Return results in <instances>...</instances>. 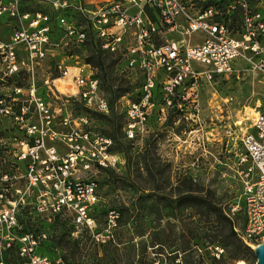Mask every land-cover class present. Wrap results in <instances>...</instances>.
Wrapping results in <instances>:
<instances>
[{"label": "built area", "instance_id": "built-area-1", "mask_svg": "<svg viewBox=\"0 0 264 264\" xmlns=\"http://www.w3.org/2000/svg\"><path fill=\"white\" fill-rule=\"evenodd\" d=\"M188 1L0 0V18L11 23L9 40L0 41V86L11 81L9 92L0 94V133L12 135L9 148L0 139V242L6 247L15 239L10 232L19 225L20 210L46 219L65 217L72 226L91 232V210L97 203L92 175L124 163L111 150L112 141L92 130L86 114L56 112L43 100L35 72L54 48H63V60L53 61L58 75L52 82L66 83L71 91L66 95L53 85L55 92L75 99L87 111L106 114L108 101L92 67L65 49L91 42L117 58L119 73L127 78L137 75V87L117 100L121 133L130 142L142 141L156 106L195 122L201 83L231 75L239 61L253 60L264 98V16L245 0H237L240 20L238 31L232 33L215 19L218 9H193ZM29 4L46 12L25 9ZM171 34L178 39L168 38ZM193 34L201 37L190 44ZM66 58L74 59L68 65ZM160 73L164 77L158 81ZM155 80L160 89L154 96ZM43 83V90L52 92L47 81ZM246 119L243 128L240 120L233 123V144L224 149L227 159L231 156L224 165L238 192L223 214L236 238L253 249L264 240V110L254 108ZM116 219L117 214L109 212L107 226L113 227ZM21 240L30 251L32 237ZM213 251L216 258L221 253L219 247Z\"/></svg>", "mask_w": 264, "mask_h": 264}, {"label": "rangeland", "instance_id": "rangeland-1", "mask_svg": "<svg viewBox=\"0 0 264 264\" xmlns=\"http://www.w3.org/2000/svg\"><path fill=\"white\" fill-rule=\"evenodd\" d=\"M236 1L189 0L187 3L197 10L215 4L221 12L227 13ZM245 1L252 10L264 14V0ZM32 6L29 4L25 9ZM5 20V17L0 18V37ZM196 38V35L189 37L190 40ZM54 49L52 56L39 62L35 85L43 100L56 112L64 109L72 116L82 114L84 110L79 102L58 95L53 88L52 80L58 75L53 61L63 60V48ZM65 52L78 54L80 60L89 54L87 47L83 51L68 47ZM66 59L65 64L69 65L74 58ZM252 61H239L231 75L215 78L210 84L201 83L199 115L195 122L183 119L179 113L161 112L156 106L142 141L130 142L121 138L122 116L115 99L117 87L128 81L135 84L137 75L131 73L129 79L110 64L109 58H102L101 69L97 66L92 69L108 99V112L86 115L91 120L92 130L110 136L114 150L121 151L125 161L112 171L92 175L98 181L97 203L91 215L95 227L91 232L74 227L65 217H61L66 222L64 225L53 224L51 218L27 215L20 210L19 225L10 232L14 241L9 247L0 242V264H254V256L246 260L229 259L223 243L218 238L212 241L217 228H227L225 222L216 223L211 213L196 214L192 208H178L176 204L177 194L188 186L201 191L199 194L220 210L236 198L238 187L224 165L230 163L231 156L227 154V159L224 149H230L233 144L235 121L240 120L243 128L248 125L246 118L254 108L264 110L261 75L253 68ZM163 77L160 73L158 81ZM45 81V86L53 93L46 88L43 90L41 86ZM158 81H154V96L157 88L160 89ZM10 83L4 80L0 94L9 92ZM17 84L24 82L17 80ZM61 86L66 95L71 92L66 83ZM9 137L12 135L0 133V139L8 148ZM111 211L117 214V219L109 228L107 216ZM24 220L29 223L27 226L20 223ZM25 236L33 239L30 251H27L29 245L21 240ZM213 246L221 249L217 258ZM60 256L67 258L66 263L60 261Z\"/></svg>", "mask_w": 264, "mask_h": 264}, {"label": "trees", "instance_id": "trees-1", "mask_svg": "<svg viewBox=\"0 0 264 264\" xmlns=\"http://www.w3.org/2000/svg\"><path fill=\"white\" fill-rule=\"evenodd\" d=\"M27 6L29 7V5H27ZM209 6L214 7V8L219 10L220 15L216 16V18H215L216 20H219L220 22H223L224 24H226L227 27L232 31V33H235L236 31H238L240 13H239V9L236 5V2H235V4L232 5L233 6L232 10L230 9V6H229L230 11L227 13L221 12L220 8L218 6H216L215 4L209 5ZM209 6H207V7H209ZM24 8H26V6ZM30 10L46 12L45 8H43L42 6H39V5H34L33 8H30ZM51 28H53L52 31H54L55 26L53 24H51ZM86 47L88 48L89 54L87 56H84L83 58H81L83 63H85L91 67L97 66L101 69L102 58L107 57L110 59V64H112L113 66H116V68L118 70L117 58H114L111 55L100 52L99 49L97 48V46H95L91 42H88L85 46H83L77 50L83 51ZM76 55H78V54H76ZM94 77L97 79V77L95 75H94ZM7 81L9 82L10 80L7 79ZM99 86H100V84H99ZM136 87H137L136 82H135V84H131L129 81L126 82L124 86L119 85L117 87V91H116V99H115L116 102L121 96H123L129 92H132L133 89H135ZM100 89L103 92L101 86H100ZM103 94H104V92H103ZM105 97H106V95H105ZM106 99H107V97H106ZM107 101H108V99H107ZM108 105H109V102H108ZM83 110H84V113H82V114L96 113V112L87 111L84 108H83ZM121 126H122V120H121V124L119 125V131L121 134V138L123 139V136L121 133ZM100 135H102L106 138H109L112 141L110 136H107L104 134H100ZM112 143H113V141H112ZM111 150L113 152H116L119 155H121L125 161L124 155L121 151H115L113 146L111 147ZM101 171L102 172L103 171H112V169H104ZM94 183L96 184V188H97L98 181L94 180ZM200 192L201 191L193 190V189H191L190 186H188L186 188V190H184V192L179 193L176 196V204H177L178 208H192L196 214L200 213L201 211H204L205 213H211L214 217V219H213L214 222H216V223L225 222L227 228L225 229L224 226L217 228V232L213 236L212 241H215V239L218 238L219 241L223 243V246H225L227 248L226 252H227L229 259H231V260H246V258H248V257H253V253H252L251 249L248 248L247 246H245L244 244H242V242L240 240H238L236 238V236L234 235V233L232 232L231 223L223 214L224 208H221V210L219 208H216L214 203L210 199H208L206 196L200 195L199 194ZM95 206L96 205H94L92 207V210H91L92 216H93ZM26 219H29V218H26ZM62 219L63 218H61L59 216H55L52 218V222H53V224L64 225L66 222H65V220H62ZM20 223L24 226H27L29 224V223H27V220H24V222L21 221ZM213 247H218V246H213ZM103 255L105 256V252L103 253ZM59 259L63 263H66V261H67V258L64 256H60Z\"/></svg>", "mask_w": 264, "mask_h": 264}, {"label": "crops", "instance_id": "crops-1", "mask_svg": "<svg viewBox=\"0 0 264 264\" xmlns=\"http://www.w3.org/2000/svg\"><path fill=\"white\" fill-rule=\"evenodd\" d=\"M260 13L262 14V12H260ZM262 15L264 16V14H262ZM10 35H11V23L9 21L5 20V22L2 25L0 41L1 42H7L9 40ZM193 35H196L197 38L194 40L189 39L190 44H194V43L198 42L200 37H201L199 34H193ZM171 36H172L171 38H173V39H178L177 36L174 34H171Z\"/></svg>", "mask_w": 264, "mask_h": 264}, {"label": "water", "instance_id": "water-1", "mask_svg": "<svg viewBox=\"0 0 264 264\" xmlns=\"http://www.w3.org/2000/svg\"><path fill=\"white\" fill-rule=\"evenodd\" d=\"M255 258L254 264H264V241L251 249Z\"/></svg>", "mask_w": 264, "mask_h": 264}, {"label": "bare ground", "instance_id": "bare-ground-1", "mask_svg": "<svg viewBox=\"0 0 264 264\" xmlns=\"http://www.w3.org/2000/svg\"><path fill=\"white\" fill-rule=\"evenodd\" d=\"M53 84H54V86H55L59 91H61V92L63 91V87L61 86L59 80H54V81H53ZM263 241H264V240H263ZM238 264H241V262L238 263Z\"/></svg>", "mask_w": 264, "mask_h": 264}]
</instances>
